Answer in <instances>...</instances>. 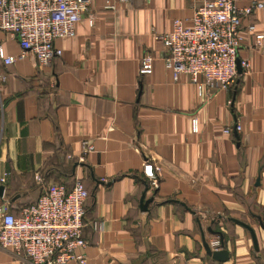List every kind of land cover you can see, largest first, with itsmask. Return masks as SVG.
I'll return each mask as SVG.
<instances>
[{
  "label": "crops",
  "instance_id": "crops-1",
  "mask_svg": "<svg viewBox=\"0 0 264 264\" xmlns=\"http://www.w3.org/2000/svg\"><path fill=\"white\" fill-rule=\"evenodd\" d=\"M197 4L91 0L76 36L57 41L62 56L50 66L33 56L10 66L0 59V205L17 216L49 185L82 179L87 264H264V47L246 31L253 24L264 33V9L244 22L239 61L250 68L229 90L200 97L189 76L176 81L165 68L160 39ZM0 47L21 53L1 29ZM147 55L154 72L142 76ZM236 125L241 132L224 134ZM84 141L94 146L85 156ZM147 162L161 169L156 189ZM147 186L154 202L143 212ZM231 219L253 228L258 250ZM210 228L223 235L225 262L203 246L219 238ZM0 264L25 263L0 247Z\"/></svg>",
  "mask_w": 264,
  "mask_h": 264
},
{
  "label": "built area",
  "instance_id": "built-area-1",
  "mask_svg": "<svg viewBox=\"0 0 264 264\" xmlns=\"http://www.w3.org/2000/svg\"><path fill=\"white\" fill-rule=\"evenodd\" d=\"M91 0H0V29L19 41V56H7L0 47V59L10 66L33 56L39 66H50L62 56L57 41L73 38L82 16L89 10ZM131 1V0H123ZM198 2L189 20L176 19L173 30L161 36L167 55L164 66L174 80L187 75L200 97L234 86L239 76V53L245 42L244 22L255 12L264 9V2L240 5L237 0H191ZM93 26V20L89 21ZM254 38V47H264V33L255 25L247 26ZM246 33V32H245ZM155 59H142L140 75L154 72ZM243 70L250 68L241 60ZM199 130L197 119L193 131ZM242 127L225 128L224 134L241 132ZM83 155L94 152L90 141L82 144ZM159 167L144 164V175L153 189L158 188ZM6 179H0L5 184ZM89 191L82 179L72 188L63 184L49 185L38 200L12 214L8 202L0 205V247L9 250L25 264H87L83 251L85 206ZM212 251L221 250L220 238L209 243Z\"/></svg>",
  "mask_w": 264,
  "mask_h": 264
},
{
  "label": "water",
  "instance_id": "water-1",
  "mask_svg": "<svg viewBox=\"0 0 264 264\" xmlns=\"http://www.w3.org/2000/svg\"><path fill=\"white\" fill-rule=\"evenodd\" d=\"M237 64H238V74L240 75V74H242V68L240 66V61L239 60H238ZM148 190H149V187L147 186L146 191L143 194L142 199H141V210L143 212H148L150 204H152L154 202L153 198H150V199L146 200V195H147ZM4 194H5V186L0 185V198H3ZM258 220L260 222L261 227L264 228V222L261 220L260 217H258ZM231 221L236 223V224H238V225H240V226H242V227H244V228H246L247 230L250 231V233L252 235V238H253V241H254L255 248L258 250V242H257L256 235H255V232H254L253 228L251 226L245 224L244 222H241V221L236 220V219H231ZM208 231L210 232V234H212L214 236H218L220 238L221 250L212 251V249L209 246V243L204 238V233H203V238H204L203 239V246H204L207 254L209 256H211L214 260L218 261V262L227 261L229 259V252L225 249V243H224L223 235L220 232H216V231L212 230L211 228Z\"/></svg>",
  "mask_w": 264,
  "mask_h": 264
},
{
  "label": "trees",
  "instance_id": "trees-1",
  "mask_svg": "<svg viewBox=\"0 0 264 264\" xmlns=\"http://www.w3.org/2000/svg\"><path fill=\"white\" fill-rule=\"evenodd\" d=\"M90 194V193H89ZM90 196V195H89Z\"/></svg>",
  "mask_w": 264,
  "mask_h": 264
}]
</instances>
